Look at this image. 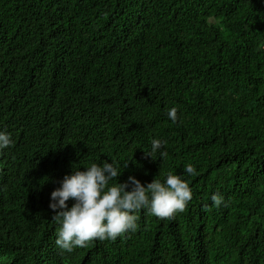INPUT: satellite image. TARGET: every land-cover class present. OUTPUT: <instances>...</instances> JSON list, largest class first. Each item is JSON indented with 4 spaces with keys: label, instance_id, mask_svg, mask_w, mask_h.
<instances>
[{
    "label": "trees",
    "instance_id": "16d2710c",
    "mask_svg": "<svg viewBox=\"0 0 264 264\" xmlns=\"http://www.w3.org/2000/svg\"><path fill=\"white\" fill-rule=\"evenodd\" d=\"M0 130V264H264V0H0ZM113 159L191 201L60 250L51 192Z\"/></svg>",
    "mask_w": 264,
    "mask_h": 264
},
{
    "label": "clouds",
    "instance_id": "9594fccd",
    "mask_svg": "<svg viewBox=\"0 0 264 264\" xmlns=\"http://www.w3.org/2000/svg\"><path fill=\"white\" fill-rule=\"evenodd\" d=\"M177 107L168 109V118L177 120ZM164 143L158 138L151 139L146 157L164 158ZM11 135L0 130V150L11 147ZM128 160L91 163L84 170L74 168L65 171L60 186L50 194L49 208L53 210L52 219L58 222L59 230L55 245L62 251L72 252L76 248L88 246L94 240H116L128 232H135L139 225L140 210H146L159 219L173 218L185 211L193 192L189 183L180 175L168 172L164 179L154 178L142 183L134 175L118 182V177L128 166ZM184 172L190 176L198 175V170L187 164ZM72 204L69 206L68 201ZM212 203L220 207L225 203L224 196L214 193Z\"/></svg>",
    "mask_w": 264,
    "mask_h": 264
}]
</instances>
